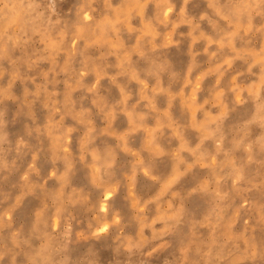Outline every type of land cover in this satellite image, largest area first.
Returning <instances> with one entry per match:
<instances>
[{
    "label": "clouds",
    "instance_id": "9594fccd",
    "mask_svg": "<svg viewBox=\"0 0 264 264\" xmlns=\"http://www.w3.org/2000/svg\"><path fill=\"white\" fill-rule=\"evenodd\" d=\"M0 264H264V0H0Z\"/></svg>",
    "mask_w": 264,
    "mask_h": 264
}]
</instances>
